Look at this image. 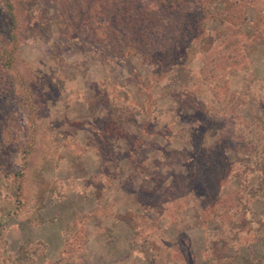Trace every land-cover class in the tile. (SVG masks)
<instances>
[{"label":"rangeland","instance_id":"rangeland-1","mask_svg":"<svg viewBox=\"0 0 264 264\" xmlns=\"http://www.w3.org/2000/svg\"><path fill=\"white\" fill-rule=\"evenodd\" d=\"M10 1L0 264H264V0Z\"/></svg>","mask_w":264,"mask_h":264},{"label":"trees","instance_id":"trees-1","mask_svg":"<svg viewBox=\"0 0 264 264\" xmlns=\"http://www.w3.org/2000/svg\"><path fill=\"white\" fill-rule=\"evenodd\" d=\"M4 9H5V13H6V15H8V17L10 16V19H9V23H11L12 24V16H13V4H12V2L10 1V0H5V6H4ZM6 28V27H5ZM10 29V27H8V28H6V30H4V33L3 32H1L0 33V35H2V36H4V35H8V36H10V37H12L13 35L8 31ZM6 52H7V54H8V56L7 57H5V59H4V64H6L7 66H9L10 65V60L12 59V57H11V55H10V51L8 52L7 50H6ZM213 150H215L214 152H216V149H213ZM216 157H218V160H216V161H214L216 164L218 163V164H220L221 166H223V164H224V168L222 167L221 169H220V171H222L223 172V174L221 175V177H219V179L216 181V183H218V185L220 184V182L223 180L224 182H226V181H228V178H227V176H228V173H226L227 172V170H228V168L227 167H225L226 166V164H228V161H229V159H228V156L224 153V152H220V153H218V154H216L215 155ZM220 176V175H219ZM243 179V178H242ZM241 179V180H242ZM222 181V182H223ZM220 192V190L218 189V188H216L215 189V192Z\"/></svg>","mask_w":264,"mask_h":264}]
</instances>
